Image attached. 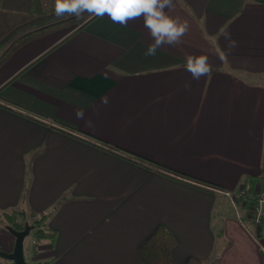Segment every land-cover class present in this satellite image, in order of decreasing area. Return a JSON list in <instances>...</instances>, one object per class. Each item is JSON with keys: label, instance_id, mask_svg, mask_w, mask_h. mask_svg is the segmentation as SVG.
<instances>
[{"label": "crops", "instance_id": "crops-1", "mask_svg": "<svg viewBox=\"0 0 264 264\" xmlns=\"http://www.w3.org/2000/svg\"><path fill=\"white\" fill-rule=\"evenodd\" d=\"M174 4L190 30L155 56L143 19L104 16L0 60V210L56 205L54 240L27 261L148 264L139 245L163 224L177 263L264 264V223L244 226L223 194L264 184V0ZM222 30L237 42L224 60ZM190 54L210 76L192 80ZM14 240L0 224V250Z\"/></svg>", "mask_w": 264, "mask_h": 264}, {"label": "trees", "instance_id": "trees-1", "mask_svg": "<svg viewBox=\"0 0 264 264\" xmlns=\"http://www.w3.org/2000/svg\"><path fill=\"white\" fill-rule=\"evenodd\" d=\"M0 6H8V8L17 7V10H20L21 8L26 9L27 16L30 17V20L21 24L17 30L14 31L13 29H9L4 35H2V44L6 43L13 36L15 39L2 51L0 54V60L12 49L32 36L40 35L62 24H74L77 28H80L93 18V16L85 13L80 19H76L75 17L57 19L54 13V0H0ZM20 31H23L22 34H19ZM16 35L17 37H15ZM143 161L156 165L151 160ZM21 202H25V191L23 192ZM55 207L49 211L40 212L27 209L23 205L0 210V224L5 227H11L15 230H22L25 224H27L30 227L29 233L32 232L33 236L32 254L36 255L39 242L42 240H49L52 242L55 238V230L47 226V218ZM176 244L177 238L175 235H173L163 224H158L156 228L140 243L139 250L147 260L148 264H180L177 263L171 255V250ZM3 259L5 260V264H13L9 259ZM45 263L46 262H35L33 264ZM184 264H206V262L190 256Z\"/></svg>", "mask_w": 264, "mask_h": 264}, {"label": "clouds", "instance_id": "clouds-1", "mask_svg": "<svg viewBox=\"0 0 264 264\" xmlns=\"http://www.w3.org/2000/svg\"><path fill=\"white\" fill-rule=\"evenodd\" d=\"M174 8V0H54L57 19H80L87 13L93 17L107 16L113 23L125 27L129 21L143 19V26L149 31L153 41L145 51V56H155L158 49L165 45H179L182 38L188 34L189 22L179 16L170 15ZM221 36L227 41L226 51L217 55L219 59L224 60L237 46V42L227 30H222ZM184 67L192 80L196 81L212 73L209 56L206 54L187 55ZM185 87L190 90L191 81H187Z\"/></svg>", "mask_w": 264, "mask_h": 264}, {"label": "built area", "instance_id": "built-area-1", "mask_svg": "<svg viewBox=\"0 0 264 264\" xmlns=\"http://www.w3.org/2000/svg\"><path fill=\"white\" fill-rule=\"evenodd\" d=\"M239 220L248 228L251 221L258 230L264 223V185L255 184L251 189L240 184L235 190H225Z\"/></svg>", "mask_w": 264, "mask_h": 264}, {"label": "rangeland", "instance_id": "rangeland-1", "mask_svg": "<svg viewBox=\"0 0 264 264\" xmlns=\"http://www.w3.org/2000/svg\"><path fill=\"white\" fill-rule=\"evenodd\" d=\"M17 9H18L17 7L8 8V6L7 7H5V6L1 7L0 6V54L5 49V47L15 39L13 36L6 43L2 44V40H3L2 35H4V33L6 31H8L9 29H13L14 31L17 30V28L21 24L28 22L30 20V17L27 16V10L26 9H23V8H21L20 10H17ZM72 27H75V25L74 24H69V25L62 24V25L54 27V28H52V29L40 34V35L32 36V37L26 39L25 41L30 40L32 38H36L38 36L45 35V34L46 35L48 34L47 36H50V37L59 36V35H62L63 33H65L67 30H69ZM11 31H9V32H11ZM22 32L23 31H20L19 34H22ZM17 35L15 37H17ZM24 42H22V43H24ZM32 238H33L32 232L28 233L24 238L23 251H24V257L26 260H29L30 254H32V245H33V241H32L33 239ZM30 263H34V262H30Z\"/></svg>", "mask_w": 264, "mask_h": 264}, {"label": "water", "instance_id": "water-1", "mask_svg": "<svg viewBox=\"0 0 264 264\" xmlns=\"http://www.w3.org/2000/svg\"><path fill=\"white\" fill-rule=\"evenodd\" d=\"M14 236V246L10 252L0 250V256L9 259L13 264H33L28 262L24 257L23 241L25 236L29 233L30 227L25 224L22 230H15L11 227H6Z\"/></svg>", "mask_w": 264, "mask_h": 264}]
</instances>
